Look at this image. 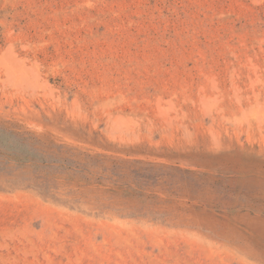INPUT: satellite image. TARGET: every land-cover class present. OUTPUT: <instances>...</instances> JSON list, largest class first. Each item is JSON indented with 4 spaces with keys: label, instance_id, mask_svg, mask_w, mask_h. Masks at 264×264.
<instances>
[{
    "label": "rangeland",
    "instance_id": "374dc122",
    "mask_svg": "<svg viewBox=\"0 0 264 264\" xmlns=\"http://www.w3.org/2000/svg\"><path fill=\"white\" fill-rule=\"evenodd\" d=\"M0 264H264V0H0Z\"/></svg>",
    "mask_w": 264,
    "mask_h": 264
}]
</instances>
